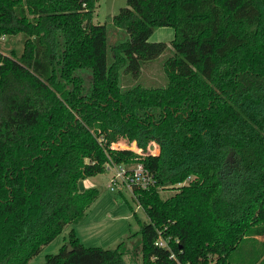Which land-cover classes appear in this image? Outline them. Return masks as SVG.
Instances as JSON below:
<instances>
[{
	"label": "trees",
	"instance_id": "16d2710c",
	"mask_svg": "<svg viewBox=\"0 0 264 264\" xmlns=\"http://www.w3.org/2000/svg\"><path fill=\"white\" fill-rule=\"evenodd\" d=\"M97 2L0 0V37L24 36L21 53L0 50V264H27L81 221L99 190L80 182L111 160L156 179L134 189L140 264H264V0H127L111 64ZM161 26L171 46L149 39ZM167 50L165 86L123 85ZM124 246L86 247L72 229L38 264H131Z\"/></svg>",
	"mask_w": 264,
	"mask_h": 264
},
{
	"label": "rangeland",
	"instance_id": "374dc122",
	"mask_svg": "<svg viewBox=\"0 0 264 264\" xmlns=\"http://www.w3.org/2000/svg\"><path fill=\"white\" fill-rule=\"evenodd\" d=\"M126 5L127 0H98L94 10V23L105 24L108 29L107 60L109 64L113 62L115 57L114 46L129 39V34L125 29L116 27L112 23L113 16L119 12L121 7ZM174 36L175 30L173 27L161 26L153 30L149 39L151 41H164L170 45ZM23 41L24 36L22 34L6 38L0 37V50L8 54L12 49H15L18 53H21L24 45ZM170 55H172L170 50H167L158 58L145 61L137 78H134L131 74H126L123 70L121 73L123 85L130 86L139 83L146 87L165 86L168 78L164 70V62ZM84 77L88 80V73H85ZM121 141L126 143V145L125 143L123 145L139 152L140 148L137 143L128 140L125 136L119 138L114 144L118 146ZM158 148V144L151 141L147 151L157 152ZM113 172V169L106 168L104 172L89 177L92 186L98 188L99 196L88 209L85 217L78 223L67 224L62 233L45 245L27 264L43 263L48 254L58 253L61 247L68 243L72 229H75L81 243L86 247L115 248L121 241H124L125 260L131 264L142 262L141 235L137 232L140 230V220L148 221L149 219L145 210L139 204L137 196L131 190L127 188L111 190L110 176ZM188 181L187 179L177 186L188 183ZM177 190L178 188L175 187L159 188L160 194L164 198L174 194ZM258 238L262 240L261 236ZM259 240L257 239L255 244L257 248L260 247Z\"/></svg>",
	"mask_w": 264,
	"mask_h": 264
},
{
	"label": "built area",
	"instance_id": "2783aa9c",
	"mask_svg": "<svg viewBox=\"0 0 264 264\" xmlns=\"http://www.w3.org/2000/svg\"><path fill=\"white\" fill-rule=\"evenodd\" d=\"M135 153L138 156L144 154L141 148L139 152ZM106 168L114 170L113 174L110 176L111 190H122L123 188H127L135 194V188L149 189L156 185L154 174L146 168L142 162L116 163L111 160L107 162ZM156 244L162 247H168L167 241H165L161 235L156 241ZM171 256L175 257V254Z\"/></svg>",
	"mask_w": 264,
	"mask_h": 264
},
{
	"label": "crops",
	"instance_id": "0c3cea01",
	"mask_svg": "<svg viewBox=\"0 0 264 264\" xmlns=\"http://www.w3.org/2000/svg\"><path fill=\"white\" fill-rule=\"evenodd\" d=\"M6 37H8V36H2V38H6ZM90 186H92V182H91V179L90 178H87V179L82 180L80 182V187L82 189L87 188V187H90Z\"/></svg>",
	"mask_w": 264,
	"mask_h": 264
},
{
	"label": "water",
	"instance_id": "95a60500",
	"mask_svg": "<svg viewBox=\"0 0 264 264\" xmlns=\"http://www.w3.org/2000/svg\"><path fill=\"white\" fill-rule=\"evenodd\" d=\"M68 249H69V250H71V247H70V246H68Z\"/></svg>",
	"mask_w": 264,
	"mask_h": 264
}]
</instances>
